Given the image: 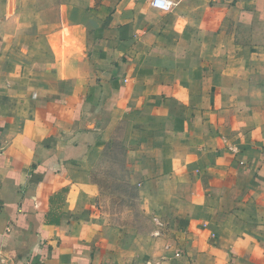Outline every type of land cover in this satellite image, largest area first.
I'll use <instances>...</instances> for the list:
<instances>
[{
  "label": "crops",
  "instance_id": "0c3cea01",
  "mask_svg": "<svg viewBox=\"0 0 264 264\" xmlns=\"http://www.w3.org/2000/svg\"><path fill=\"white\" fill-rule=\"evenodd\" d=\"M0 264H264V0H0Z\"/></svg>",
  "mask_w": 264,
  "mask_h": 264
},
{
  "label": "built area",
  "instance_id": "2783aa9c",
  "mask_svg": "<svg viewBox=\"0 0 264 264\" xmlns=\"http://www.w3.org/2000/svg\"><path fill=\"white\" fill-rule=\"evenodd\" d=\"M171 2L172 0H150V4L152 7L163 11L170 8Z\"/></svg>",
  "mask_w": 264,
  "mask_h": 264
},
{
  "label": "clouds",
  "instance_id": "9594fccd",
  "mask_svg": "<svg viewBox=\"0 0 264 264\" xmlns=\"http://www.w3.org/2000/svg\"><path fill=\"white\" fill-rule=\"evenodd\" d=\"M162 6V5H161Z\"/></svg>",
  "mask_w": 264,
  "mask_h": 264
},
{
  "label": "rangeland",
  "instance_id": "374dc122",
  "mask_svg": "<svg viewBox=\"0 0 264 264\" xmlns=\"http://www.w3.org/2000/svg\"><path fill=\"white\" fill-rule=\"evenodd\" d=\"M136 203V202H135Z\"/></svg>",
  "mask_w": 264,
  "mask_h": 264
}]
</instances>
